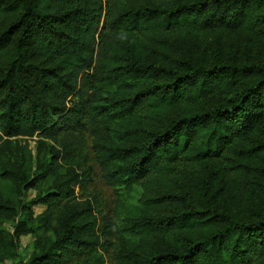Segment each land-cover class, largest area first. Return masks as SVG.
<instances>
[{
	"label": "trees",
	"instance_id": "16d2710c",
	"mask_svg": "<svg viewBox=\"0 0 264 264\" xmlns=\"http://www.w3.org/2000/svg\"><path fill=\"white\" fill-rule=\"evenodd\" d=\"M34 228L24 264H264V0H0V260Z\"/></svg>",
	"mask_w": 264,
	"mask_h": 264
},
{
	"label": "rangeland",
	"instance_id": "374dc122",
	"mask_svg": "<svg viewBox=\"0 0 264 264\" xmlns=\"http://www.w3.org/2000/svg\"><path fill=\"white\" fill-rule=\"evenodd\" d=\"M212 37L210 38L211 41ZM210 41H206L203 44L200 55L201 57H205L206 59H210L213 57V51H217V48L214 49L212 43ZM39 137L33 136L27 139L29 147L36 153L37 149V141ZM88 150L92 151L91 147V139L87 140ZM88 164L93 166V177L90 181V184L87 186L84 192L81 191V188L76 187V192L78 195L82 196H93L96 194L101 203V209L103 214L110 215L111 219L114 218V209L116 206V197L113 186H111L101 175L100 167L93 159L88 160ZM37 194V189L32 188L29 189L24 196L26 203L32 208L35 214H40L46 209V205L44 204H35L32 199ZM181 206V205H180ZM18 220V217L16 218ZM5 227H7L12 232L14 231V223L9 221L5 223ZM43 234L42 229L34 228V231L29 232L27 234H23L20 236L18 240V248L17 254L11 258H7L4 260H0V264H24L25 261L29 258L31 252L34 249V241L38 235ZM108 264H111V261L108 260Z\"/></svg>",
	"mask_w": 264,
	"mask_h": 264
}]
</instances>
